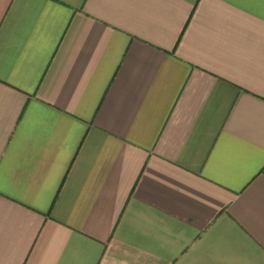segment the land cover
Segmentation results:
<instances>
[{
	"label": "crops",
	"instance_id": "crops-1",
	"mask_svg": "<svg viewBox=\"0 0 264 264\" xmlns=\"http://www.w3.org/2000/svg\"><path fill=\"white\" fill-rule=\"evenodd\" d=\"M0 264H264V0H0Z\"/></svg>",
	"mask_w": 264,
	"mask_h": 264
}]
</instances>
